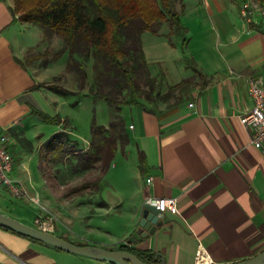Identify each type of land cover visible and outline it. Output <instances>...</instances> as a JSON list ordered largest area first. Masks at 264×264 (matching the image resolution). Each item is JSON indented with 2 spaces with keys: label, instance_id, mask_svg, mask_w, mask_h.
Listing matches in <instances>:
<instances>
[{
  "label": "crops",
  "instance_id": "crops-1",
  "mask_svg": "<svg viewBox=\"0 0 264 264\" xmlns=\"http://www.w3.org/2000/svg\"><path fill=\"white\" fill-rule=\"evenodd\" d=\"M180 1L184 4L181 21L188 30L187 41H182L189 48L184 60L192 59L189 67L202 75L179 101L173 97L165 105L134 106L131 120L126 108L133 106L124 107L129 143L126 154L118 151L106 174L116 178L121 191L117 189V198L110 202L102 198L87 203L90 213L123 218L126 227L92 238L70 236L55 222L53 231L84 245L117 249L127 244L156 264H162L161 258L164 264H196L200 246L212 264H228L264 250V144L256 148L250 128L240 121L253 106L247 79L264 77V10L250 6L249 20L243 13L249 0ZM17 18L13 2L0 0V129L10 139L12 172L19 174L14 179L25 185L31 201L40 204L44 197L45 205L40 206L45 213L39 217L51 214L58 219L70 202L56 203L43 166L51 153L47 143L59 131L49 130L33 112L46 111L44 93L50 89L43 85L56 75L47 76L45 69L35 70L24 60L27 51L43 41L44 31ZM180 73L178 82L189 77L188 68ZM28 150L37 156L42 185L31 166L35 155L28 156ZM141 152L148 164L144 172L139 169ZM130 171L131 186L126 177ZM150 197H176L178 214L189 231L170 221L150 236L128 243ZM123 207L128 210L114 211ZM18 212L21 217L27 213L24 207ZM0 264L113 263L61 251L0 226Z\"/></svg>",
  "mask_w": 264,
  "mask_h": 264
},
{
  "label": "trees",
  "instance_id": "trees-1",
  "mask_svg": "<svg viewBox=\"0 0 264 264\" xmlns=\"http://www.w3.org/2000/svg\"><path fill=\"white\" fill-rule=\"evenodd\" d=\"M177 1L14 0V12L18 14V20L41 27L47 37L53 35L52 31L61 36L63 46L57 55L68 51L66 70L78 74L80 88L86 85L87 72L86 66L78 56L93 57L95 87L91 93L95 100H104L114 112L108 124H99L94 118L91 125V141L85 151H72L69 148L65 150L60 132L54 134L47 143L51 150L50 160L61 163L64 157L72 152L76 155L74 170H98L95 178L77 187V191L99 190L113 157L120 148L129 143L124 119L125 106L145 109L147 102L155 103L173 97L179 101L189 92L192 85L189 78L170 85L165 93L160 92V78L154 76L150 70L142 41L145 31L159 34L165 22L170 25L169 37L176 33L183 37L184 42L187 41L188 30L181 21L184 4L180 1L181 8L178 9ZM261 3L264 5V0H261ZM192 67L202 75L198 69ZM43 86L64 94L71 92L55 83H45ZM176 91L180 92L179 96L175 95ZM33 112L48 124L62 123L58 116H50L37 109H33ZM147 165L146 156L141 152L140 171L144 172ZM117 249L131 251L144 261L156 264L144 252H134L127 244L120 245Z\"/></svg>",
  "mask_w": 264,
  "mask_h": 264
},
{
  "label": "rangeland",
  "instance_id": "rangeland-1",
  "mask_svg": "<svg viewBox=\"0 0 264 264\" xmlns=\"http://www.w3.org/2000/svg\"><path fill=\"white\" fill-rule=\"evenodd\" d=\"M11 1L15 8L14 0ZM248 2L256 10H264V5H262L261 0H249ZM177 7L178 9L181 8L180 0L177 1ZM169 32L170 25L168 22H165L162 25L159 34H154L151 31H145L142 34L143 47L150 70L154 76L160 78L161 93L168 91L169 83L172 84L178 82L180 80V72H184L187 68L189 75L188 78L191 79L192 85L195 83L194 81L196 79L200 78V74L193 67H189V64L193 62V60H189L190 62L184 60L185 58L188 59L189 48L187 49L186 47H183V37L176 33L169 37ZM52 34L53 35L48 37L44 34V39L40 45L27 51L24 60L35 70L41 71L45 69V75L47 76L53 77L56 75V77H50L51 79L45 82L55 83L56 85L71 90L68 94L55 92L51 89L44 93L46 103L44 107L46 110L45 112L50 116L60 117L62 123H43V125H47L49 130H58L62 134L65 150L66 148L72 149V151L85 149L89 146L91 141V125L94 118L99 124H108L112 120L114 112L107 106L104 100H95L91 93L95 87L93 57L90 56L86 58L84 56H78L79 60L86 66L87 72L86 85L84 88H80L78 74L72 71L70 72L71 74H69L67 73L69 71L66 70L69 60L68 51L61 55H57L58 51L61 50L63 46L61 36L53 31ZM179 94V91L175 92V95L179 96ZM141 100L145 101L143 99ZM170 101H174V99L171 98ZM165 103L168 104V100L155 103L147 102V104L154 107L165 105ZM135 109L134 106L126 108L129 120H131V111H134ZM48 132L49 131H47V133ZM119 151L121 154H126L125 147L120 148ZM29 155L33 156L35 153L28 150V156ZM116 155L113 157L106 174L111 169L113 162L116 161ZM132 158V156L128 157L129 165L134 163ZM118 159L121 160L122 156H119ZM37 164L38 160L35 155L33 161H31V166L33 165L32 168L35 166L33 171L36 173V181L39 185H42L43 182L39 176ZM75 164L76 155L72 152L66 155L61 163L54 162L50 159H47L44 162L43 171L46 174L45 179L53 189L56 203L64 205V202H70V204L68 203L66 207L63 208V210H66L64 216L59 217L54 221L56 227L70 236H76L77 234V238L78 236L92 238L93 236L98 237V235L101 237L102 235H107L106 231H112L114 234L119 233L120 230L122 231L126 227L123 218H116L118 219L116 221V219L109 214L100 215L99 213H90V205L87 204L89 202L95 203L96 201H101L102 198L109 202L116 199V190L119 189L116 178L113 176L107 178L105 174L99 190L94 191L92 189H85L77 191V187L86 181L94 179L98 170L76 171L74 170ZM10 175L14 178L19 174L17 172H11ZM126 177L129 179V183L127 182V184H130L131 186L133 183L132 171H130ZM23 199L25 200L13 196L6 188L0 186L1 211L9 216L19 219L20 221L24 220L22 222L26 224L38 227L36 220L41 218L39 217L41 214L43 215L45 213L44 209L40 206L41 204L45 205L44 197L40 198V204L36 203L34 200L31 201L28 197ZM81 202L83 204H81ZM95 206L96 205L92 207ZM20 207H24L25 211H27L25 217H21L19 214L18 211ZM116 210L125 212L128 208H116L114 211ZM35 216H37L36 219H34ZM109 223L114 225L115 228H109ZM98 227L99 229H97Z\"/></svg>",
  "mask_w": 264,
  "mask_h": 264
},
{
  "label": "water",
  "instance_id": "water-1",
  "mask_svg": "<svg viewBox=\"0 0 264 264\" xmlns=\"http://www.w3.org/2000/svg\"><path fill=\"white\" fill-rule=\"evenodd\" d=\"M160 212L161 210L156 206L146 203L143 207L138 227L128 238V243H135L150 236L170 221H176L184 229L189 231L187 224L178 213L165 211L163 215H159ZM0 226L55 247L61 251L87 256L99 261H110L114 264H150L128 250L112 249L90 244H76L52 231L42 230L26 224L19 219L3 213L1 209ZM161 260L162 264H164V259L161 258ZM228 264H264V250L253 257Z\"/></svg>",
  "mask_w": 264,
  "mask_h": 264
},
{
  "label": "built area",
  "instance_id": "built-area-1",
  "mask_svg": "<svg viewBox=\"0 0 264 264\" xmlns=\"http://www.w3.org/2000/svg\"><path fill=\"white\" fill-rule=\"evenodd\" d=\"M251 4H243V13L246 18H251ZM248 92L253 100L252 108L240 117L243 125L251 130L252 143L256 148H261L264 144V77L248 78ZM194 103H190L193 107ZM133 125H131V128ZM10 139L4 130L0 129V186L6 188L13 196L17 198L29 197L25 185L14 179L10 173L14 167V159L9 149ZM36 203L37 200L33 199ZM147 203L156 206L161 210L159 215L165 211L179 213L178 199L176 197H150ZM56 217L47 215L45 218L37 219L38 228L42 230H54V221ZM196 264H212L209 255L203 247H199L196 254Z\"/></svg>",
  "mask_w": 264,
  "mask_h": 264
}]
</instances>
